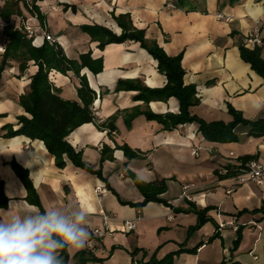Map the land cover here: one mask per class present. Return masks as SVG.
<instances>
[{
    "label": "crops",
    "instance_id": "crops-1",
    "mask_svg": "<svg viewBox=\"0 0 264 264\" xmlns=\"http://www.w3.org/2000/svg\"><path fill=\"white\" fill-rule=\"evenodd\" d=\"M191 1L194 10L167 7L173 0H20L24 21L30 19L36 27L35 46L46 40L45 30L57 39L68 58L79 60L80 55L90 53L92 59L103 61L99 73L88 67L80 71L96 93L92 105L95 119L71 132L68 141L83 152L84 161L93 168L100 167L101 151L108 148L103 175L122 200H143L131 172L144 182L166 180L167 191L162 197L171 206L158 202L140 209L123 205L96 175L69 160L64 168H58L43 141L5 137L3 127L11 124L17 129L18 117L25 114L19 97L29 90L38 69L31 61L21 72L19 64L12 62L0 80V264H13L23 253L36 257L57 249L58 243L48 237L49 230L68 244L70 264L76 253L90 246L95 256L104 259L90 264H135L147 262L153 254L160 260L181 247L192 249L200 243L196 253L177 255L172 264H221L231 256L242 264H264V215L256 212L264 204V184H237L234 179L243 158L264 161V135L251 136L248 128H241L237 142H210L196 123L168 131L143 115L128 128L127 111L148 107L157 114L178 113L179 101L171 97L146 104L137 100V91L117 90L120 80L161 88L167 78L159 72L158 61L138 42L111 43L101 49L99 42L80 28L97 24L120 34L113 15L129 14L149 41L168 55L182 54L184 82L197 88L200 104L195 112L201 117L229 121L231 105L245 119H264V80L241 58L239 50L255 29L264 40V0L233 4L227 0L224 6L219 0ZM3 2L0 0V6ZM31 4L38 7L40 17L28 10ZM0 40L6 41L1 18ZM50 79L61 97L79 100L81 79L74 71L52 70ZM115 116L117 128L110 131ZM124 144L138 156L126 157L119 148ZM195 146L200 147L197 156L191 153ZM12 160L28 169L46 215L26 200L27 189L12 168ZM227 166L239 171L232 176ZM188 201L198 209L213 207L208 212L211 220L190 236L197 215L173 210L189 207ZM102 211L116 220L110 222L113 232L99 239L92 231L104 227ZM126 221L134 222L135 228L125 231ZM217 225L220 236L208 242ZM238 227H243L242 240L232 255Z\"/></svg>",
    "mask_w": 264,
    "mask_h": 264
},
{
    "label": "trees",
    "instance_id": "trees-1",
    "mask_svg": "<svg viewBox=\"0 0 264 264\" xmlns=\"http://www.w3.org/2000/svg\"><path fill=\"white\" fill-rule=\"evenodd\" d=\"M4 4L0 6V18L4 22L3 32L6 37L5 51L1 54L0 60V80L6 68L11 66L12 62L19 64L21 72L28 68V64L33 61L38 67L36 73L32 75L29 90L19 97V104L23 108L25 114L18 117V128L14 129L13 125L7 124L3 128L7 130L4 135L7 138L15 136H25L32 140H41L45 143L48 151L55 159V164L58 168H64L69 160L73 165L96 175L99 179L106 183V188L112 191L123 205H129L136 208H142L149 202H158L166 206H171L168 201L162 197L167 191L166 180L144 182L135 174L129 173L133 179L137 189L143 196L141 202L125 201L120 198L118 193L113 189L108 180L104 177L102 164L107 159L106 151L108 148L103 147L101 151V165L98 168H93L88 165L83 159V152L77 150L69 141L68 136L79 126L93 122L95 117L92 110V105L95 101L96 93L89 86L85 76H80V71L88 67L95 73H99L103 69L102 59H92L90 53L80 55L79 60L70 59L66 56L63 48L58 42L51 43L45 40L40 46L33 44V39L29 38L27 33L19 29L11 19L13 16H22L20 0H3ZM227 0H219L221 6L226 5ZM237 0H228L233 4ZM175 7L180 9L194 10L196 7L191 0H173ZM28 10L32 14L40 17L38 7L28 6ZM114 20L121 28V33L117 34L108 27L102 25H82L80 28L83 32L90 35L93 41L99 42V47L103 49L111 43H123L125 41L138 42L140 46L146 49L150 55L158 61V70L167 78L166 84L161 88H150L144 85L141 81H124L120 80L117 83V90H132L137 91V100H143L149 104L154 100H167L175 97L179 101L178 113L157 114L151 111L148 107L143 110L133 109L125 113V122L128 128L132 126V121L139 115H143L149 121H157L165 130L172 131L180 125L196 123L199 132L206 141L219 143L237 142L239 139L240 129L248 128V134L251 136L264 135V119L248 120L243 117L241 112L237 111L231 105L228 106V112L231 117L229 121L213 120L207 121L201 117L195 108L200 104L197 88L193 84H185V70L182 65V54L171 56L159 46L156 42L149 41L146 38L145 31L137 29L133 25L132 18L129 14L113 15ZM241 58L250 64L251 68L264 80V58L262 49H250L243 42L239 46ZM52 70H57L66 74L69 71H74L81 79V85L77 88L79 100H67L61 97L60 90L55 87L50 79ZM117 116L110 120V131H114L117 127L114 125ZM124 151L129 159L135 158L138 154L133 151L127 144L119 146ZM112 158V156H110ZM255 157H245L242 159L243 169L245 164ZM17 176L21 179L27 189L26 200L37 206L43 215L45 211L42 207L39 195L33 185L28 169L22 167L15 160L10 162ZM228 174L232 176L239 171L238 168L231 169L226 167ZM236 175V174H235ZM229 176V175H227ZM189 207L173 208L176 213H195L197 222L189 228L188 234L203 227L211 218L208 212L213 207L198 209L197 206L188 201ZM245 211L239 212L243 213ZM264 215V204L256 211ZM243 227H238L237 238L234 241L231 249V254L238 249L242 240ZM220 236L219 226L216 231L208 239V242ZM48 237L54 239L59 247L55 250L48 249L44 256L31 257L27 253H23L13 264H70V256L68 253V244L65 243L58 235L51 230L48 232ZM198 246L192 249L181 247L178 251L166 255L162 259H157L156 254L143 263L135 264H172L175 256L182 253L194 254L197 252ZM57 254L52 262H48L52 255ZM103 258L95 256L92 251L85 249L81 250L74 256L72 264H90L93 261H103ZM221 264H242L235 260L232 256L224 259Z\"/></svg>",
    "mask_w": 264,
    "mask_h": 264
},
{
    "label": "built area",
    "instance_id": "built-area-1",
    "mask_svg": "<svg viewBox=\"0 0 264 264\" xmlns=\"http://www.w3.org/2000/svg\"><path fill=\"white\" fill-rule=\"evenodd\" d=\"M166 6L173 8L175 5L173 3H169ZM34 15L37 16L36 14H34ZM219 17H223V16L220 14ZM11 22H13L19 29H22L23 31H25L29 38H31L33 40L35 39L36 27L32 23H30L31 22L30 19H27L24 21L22 16H14L11 19ZM43 33L45 35L46 40L50 41L51 43L57 42V39H55L53 36H51L45 30H43ZM243 44L250 49L260 48V49H262V54H264V40L261 39V37L259 36L258 29H255L251 33H249V35H247L244 38ZM4 51H5V45L3 47H0V54H2ZM199 149H200V147H198V146L193 147V149L191 151L192 155L197 156L199 153ZM234 179H235L237 184H245V183L252 182V183H256L258 185H263L264 184V161H260L257 159H251L250 161H248L245 164L244 168L241 169L234 176ZM187 188H188V186L185 187V189H187ZM101 191H102L101 188H98L96 190L97 193H100ZM101 214H102V218H103L104 227L95 228L92 231L93 237L99 238V239L103 238L107 233L113 232V230L111 229V226H110V222H113L116 220V217L113 215L106 214L103 211L101 212ZM221 226H222V224H221ZM233 227L235 229H237V227L235 225H233ZM134 228H135L134 222L126 221L124 223V230L125 231H131ZM74 241H76V239H74ZM93 249H94L93 246H90L88 248V250H90V251H92ZM257 258L258 257L255 256V259H257Z\"/></svg>",
    "mask_w": 264,
    "mask_h": 264
},
{
    "label": "rangeland",
    "instance_id": "rangeland-1",
    "mask_svg": "<svg viewBox=\"0 0 264 264\" xmlns=\"http://www.w3.org/2000/svg\"><path fill=\"white\" fill-rule=\"evenodd\" d=\"M3 4H4V2H3ZM32 5H33V4H31L30 6H32ZM15 16H16V15H15ZM13 17H14V16H13ZM13 17H12V18H13ZM3 26H4V22H3ZM6 41H7V40H6ZM6 41L3 43V41L0 40V42H2L4 45H5ZM4 45H3V46H4ZM3 46H2V47H3ZM0 56H1V54H0ZM0 60H1V58H0Z\"/></svg>",
    "mask_w": 264,
    "mask_h": 264
}]
</instances>
